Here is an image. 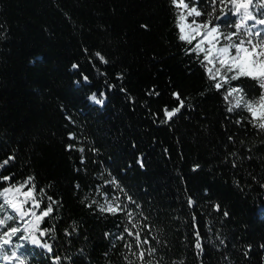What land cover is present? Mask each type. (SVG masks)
<instances>
[{
  "label": "trees",
  "instance_id": "16d2710c",
  "mask_svg": "<svg viewBox=\"0 0 264 264\" xmlns=\"http://www.w3.org/2000/svg\"><path fill=\"white\" fill-rule=\"evenodd\" d=\"M177 12L171 0H0V163L15 157L0 189L34 176L41 208L56 201L40 225L53 252L17 241L26 264H144L125 247L126 213L99 211L104 194L137 213L133 231L157 249L146 261L264 264V131L228 111ZM238 83L248 99L264 91ZM174 92L185 105L164 123Z\"/></svg>",
  "mask_w": 264,
  "mask_h": 264
},
{
  "label": "snow or ice",
  "instance_id": "6c2138e0",
  "mask_svg": "<svg viewBox=\"0 0 264 264\" xmlns=\"http://www.w3.org/2000/svg\"><path fill=\"white\" fill-rule=\"evenodd\" d=\"M171 3L178 10L176 26L179 29V40L191 46L186 52L196 54L205 69L207 79L213 82L215 89L225 90L224 99L229 104L228 111L246 109L251 116V123L264 131V91L258 99H248L244 87L238 83L242 78H250L264 90V0H207L204 8H201L196 0H171ZM230 19L235 22L229 23ZM96 56L102 62H107L100 53H96ZM84 79L87 81L88 78L85 76ZM172 95L179 104L171 109L167 106L163 108L164 123L171 120L185 105L180 93L174 92ZM89 98L97 104L104 103L102 99L97 98L96 93ZM69 138H73L72 133H69ZM73 147L74 145H68L69 149ZM79 150L84 151L83 148ZM14 158L9 156L0 163V168H5ZM138 163L143 167L142 161ZM198 167L199 165L194 166ZM11 180V176L0 175V181ZM34 181V176H28L23 181L9 183L7 187L0 189V261L8 264H26L25 244L17 241L30 243L49 253L53 252V246L41 240V237L50 234V230H41L40 225L53 213L56 201L48 196L47 207L41 208L46 195L45 189H37ZM105 183L115 184L119 192H124L116 178ZM104 197L105 203L99 206V211L113 215L124 212L127 215L130 227H125L124 232L134 237V241L125 247L137 260L144 264H153L152 260L146 261L145 256H154L157 249H144L143 245L149 241L146 238L141 240V231H133L140 227L134 222L137 213L132 211L128 204L120 201L119 196L109 198L104 194ZM127 199L129 203H135L131 196ZM192 204L193 201L189 198V205ZM216 207L219 209V205ZM136 208H139L138 204ZM225 215L228 213L225 212ZM195 236L194 247L202 251L199 233H195ZM120 238H123V234ZM55 259L58 261L60 258ZM128 264H134L133 260H128ZM156 264L162 262L157 261Z\"/></svg>",
  "mask_w": 264,
  "mask_h": 264
},
{
  "label": "rangeland",
  "instance_id": "374dc122",
  "mask_svg": "<svg viewBox=\"0 0 264 264\" xmlns=\"http://www.w3.org/2000/svg\"><path fill=\"white\" fill-rule=\"evenodd\" d=\"M197 19H199V18H197Z\"/></svg>",
  "mask_w": 264,
  "mask_h": 264
}]
</instances>
